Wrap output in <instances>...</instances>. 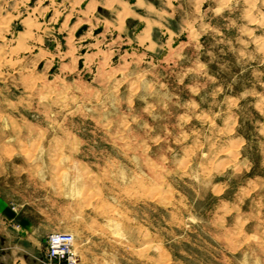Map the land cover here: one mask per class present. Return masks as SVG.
<instances>
[{"label":"rangeland","instance_id":"rangeland-1","mask_svg":"<svg viewBox=\"0 0 264 264\" xmlns=\"http://www.w3.org/2000/svg\"><path fill=\"white\" fill-rule=\"evenodd\" d=\"M70 1L0 0L5 241L22 264L61 232L80 264H264V0Z\"/></svg>","mask_w":264,"mask_h":264},{"label":"crops","instance_id":"crops-1","mask_svg":"<svg viewBox=\"0 0 264 264\" xmlns=\"http://www.w3.org/2000/svg\"><path fill=\"white\" fill-rule=\"evenodd\" d=\"M106 1L107 0H71L69 2V5H80V4H83L84 5V12L86 13V15L84 17L88 18V19H91L94 15H95V12L98 10L99 7H103L106 9L108 8V6L106 5ZM115 5H113L111 8L117 12H121V9L122 7L124 6H128L130 9H129V12L130 14L132 13V16H139L141 18H145L146 15H147V11L148 12H153L155 13L156 10L154 7L151 6V4L145 0H130L128 2H125L124 0H115ZM121 7V8H120ZM132 7H134L132 9ZM87 8L90 9V12L87 13ZM141 12H138L140 11ZM83 13V11H82ZM84 14V13H83ZM153 22H155L156 20L155 19H151ZM157 22V21H156ZM154 23V24H158V23ZM147 29H145V26L143 28V30L141 32H145ZM140 32V33H141ZM4 228L3 227H0V231L3 230ZM0 239L2 241V243H0V251L4 249V246L5 245V248L6 249H11V252H10V263L8 264H22L21 262V259L19 257V253L21 251H24V252H29L28 249H23L24 247L22 245H17V246H13L14 248H11L12 247V244L8 243L7 241H5V237L2 236V233L0 232ZM6 242V244H5ZM4 243V244H3ZM14 252L15 255H12ZM4 257L1 255L0 256V264H5L3 263L4 262Z\"/></svg>","mask_w":264,"mask_h":264},{"label":"built area","instance_id":"built-area-1","mask_svg":"<svg viewBox=\"0 0 264 264\" xmlns=\"http://www.w3.org/2000/svg\"><path fill=\"white\" fill-rule=\"evenodd\" d=\"M74 237L70 233H52L47 236L43 247L41 264H80L74 252Z\"/></svg>","mask_w":264,"mask_h":264}]
</instances>
